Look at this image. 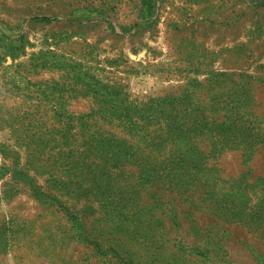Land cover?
Here are the masks:
<instances>
[{"label": "rangeland", "instance_id": "rangeland-1", "mask_svg": "<svg viewBox=\"0 0 264 264\" xmlns=\"http://www.w3.org/2000/svg\"><path fill=\"white\" fill-rule=\"evenodd\" d=\"M0 264H264V0H0Z\"/></svg>", "mask_w": 264, "mask_h": 264}]
</instances>
